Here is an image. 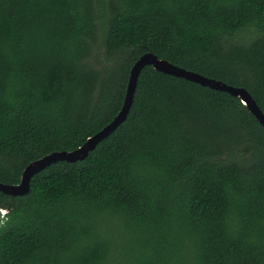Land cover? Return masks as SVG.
<instances>
[{
  "label": "trees",
  "instance_id": "16d2710c",
  "mask_svg": "<svg viewBox=\"0 0 264 264\" xmlns=\"http://www.w3.org/2000/svg\"><path fill=\"white\" fill-rule=\"evenodd\" d=\"M147 52L264 114V0H0V183L110 123ZM0 264H264V128L240 99L146 66L84 160L0 192Z\"/></svg>",
  "mask_w": 264,
  "mask_h": 264
},
{
  "label": "water",
  "instance_id": "95a60500",
  "mask_svg": "<svg viewBox=\"0 0 264 264\" xmlns=\"http://www.w3.org/2000/svg\"><path fill=\"white\" fill-rule=\"evenodd\" d=\"M146 66H151L153 70L162 74L181 78L202 87L224 92L232 97L240 99L250 114H252L257 122L264 128V114L244 88L232 87L223 82L208 79L197 73L172 65L168 61L159 59L154 54L147 52L140 56L130 68L122 107L110 123L91 137L87 138L80 147L73 151L53 152L38 160L30 162L22 171L20 183L18 185H5L0 183V192L11 197L25 196L30 191L31 179L49 165L59 161L74 163L84 160L102 140L106 139L126 120L133 103L138 78L141 71Z\"/></svg>",
  "mask_w": 264,
  "mask_h": 264
},
{
  "label": "rangeland",
  "instance_id": "374dc122",
  "mask_svg": "<svg viewBox=\"0 0 264 264\" xmlns=\"http://www.w3.org/2000/svg\"><path fill=\"white\" fill-rule=\"evenodd\" d=\"M103 51L97 42L96 45L92 46L91 55H90V64L96 67L97 69H102L106 66L107 60L103 56Z\"/></svg>",
  "mask_w": 264,
  "mask_h": 264
},
{
  "label": "clouds",
  "instance_id": "9594fccd",
  "mask_svg": "<svg viewBox=\"0 0 264 264\" xmlns=\"http://www.w3.org/2000/svg\"><path fill=\"white\" fill-rule=\"evenodd\" d=\"M1 214H2V216H4V214H5V210H4V211H1Z\"/></svg>",
  "mask_w": 264,
  "mask_h": 264
}]
</instances>
